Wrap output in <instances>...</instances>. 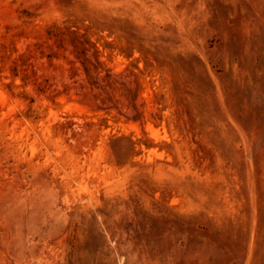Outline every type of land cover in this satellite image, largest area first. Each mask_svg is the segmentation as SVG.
<instances>
[{
    "label": "rangeland",
    "instance_id": "obj_1",
    "mask_svg": "<svg viewBox=\"0 0 264 264\" xmlns=\"http://www.w3.org/2000/svg\"><path fill=\"white\" fill-rule=\"evenodd\" d=\"M72 31L137 94L57 95L68 65L38 56ZM30 44L45 93L11 85ZM0 264H264V0H0Z\"/></svg>",
    "mask_w": 264,
    "mask_h": 264
},
{
    "label": "trees",
    "instance_id": "obj_2",
    "mask_svg": "<svg viewBox=\"0 0 264 264\" xmlns=\"http://www.w3.org/2000/svg\"><path fill=\"white\" fill-rule=\"evenodd\" d=\"M63 34L65 41L69 42L72 46L71 49H68L64 41L56 44L58 49L62 52L61 54L53 53V55H46L44 53H40L38 56V58H47V67H54L53 61L55 59H62L64 63L68 65L65 69L68 72L70 82L65 83L63 85V89L58 91L57 95H69L70 91L74 89V93L78 96V101L81 104L90 106L94 109H101L106 102H112L113 96L111 93L119 87L125 89L129 95H133L132 93L135 95L137 94V91L141 89V83L139 82L138 77L143 73L137 66L135 68L138 69V73L130 70V72L136 77L134 80L136 83V89L132 92L127 82L122 79V73L115 74L112 73V69L104 67V62L99 59V50L95 42H92L85 34L80 35L73 31ZM31 45L32 44L27 45L26 51L20 53L13 59L14 65L11 69V85L13 89H22L21 94L25 93L24 89L29 84L33 85L34 89L38 93H45L51 85L45 75H38L36 69L33 68L34 65L30 61L34 56L31 53ZM89 46L94 48L92 59L87 55ZM103 48L105 49L109 47L104 46ZM67 51L70 52L74 58L66 56L65 53ZM28 66H31L30 71H28ZM58 67L63 69L64 66L60 64ZM17 78L21 80V84L14 83ZM39 79L41 82H38ZM11 96L16 97L18 95L12 91ZM129 102V106H133L135 108L136 114L132 117H128L127 119L141 121L143 118L142 112L137 110L133 99ZM74 124V122L66 121L63 123H57L55 127L66 133L65 131L69 128L72 129L71 126ZM77 126L78 129L73 128L71 137L75 138L77 136L79 140L81 138L84 139L83 141H78L79 145H88L90 143L93 146H95L98 141L100 133L109 127L107 124V118H98L97 121L90 118V120ZM134 144L135 143L128 137L116 134H112L106 143L108 149L110 150H114L119 146H122L123 149L128 148L133 150ZM120 156L117 160L121 158Z\"/></svg>",
    "mask_w": 264,
    "mask_h": 264
}]
</instances>
